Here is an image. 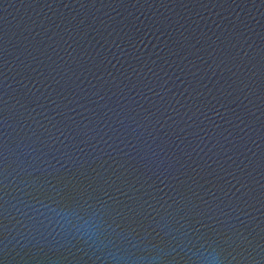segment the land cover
Masks as SVG:
<instances>
[{"label": "water", "instance_id": "obj_1", "mask_svg": "<svg viewBox=\"0 0 264 264\" xmlns=\"http://www.w3.org/2000/svg\"><path fill=\"white\" fill-rule=\"evenodd\" d=\"M0 264H264V0H0Z\"/></svg>", "mask_w": 264, "mask_h": 264}]
</instances>
